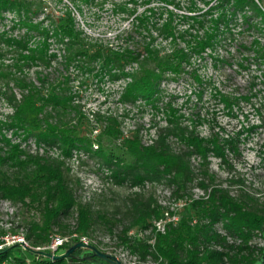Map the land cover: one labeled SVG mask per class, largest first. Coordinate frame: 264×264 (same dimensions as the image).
Returning <instances> with one entry per match:
<instances>
[{
    "label": "rangeland",
    "instance_id": "374dc122",
    "mask_svg": "<svg viewBox=\"0 0 264 264\" xmlns=\"http://www.w3.org/2000/svg\"><path fill=\"white\" fill-rule=\"evenodd\" d=\"M177 1L176 7L168 0H0V157L8 156L12 144L22 150L23 159L38 154L64 160L77 199L90 204L96 212L106 213L108 219L107 222L97 219L86 239L124 264L162 262L151 256L139 261V256L130 253L119 237L121 229L129 223L118 214L119 206L129 194L135 191L152 194L176 215L187 212L183 207L185 201L177 202L171 195L172 188L163 182L145 183L144 187H131L129 181L116 183L105 155L132 161L125 146L128 135L138 134L145 144L151 143L157 128L167 125L175 113L182 123L195 125L200 136L215 138L219 145L228 148L227 140L235 139L240 155L225 150L234 164V174L245 181L248 189L264 190V124L256 109L264 99V92L260 91L264 88L263 19L249 8L250 20L238 13L212 31L215 23L211 15L219 14L217 0H209V5L203 0ZM192 1L197 6L189 10ZM254 2L264 12V0ZM166 6L175 10V23L181 30L191 23L181 13L206 15L204 26L195 23L198 30L190 28L184 38L165 40L153 26L164 23ZM211 6L214 7L209 11ZM67 11L75 16L82 30L80 41L60 38L54 33L65 21ZM142 16L148 17L156 37L153 40L159 48L156 52L147 50L152 40L139 19ZM248 21H258L259 25L249 26ZM204 30L214 32L210 38L213 43L200 51L193 45L190 49L186 41H192L197 31L204 36ZM180 47L190 50V63H184L180 70L167 67L158 70L157 64L169 62L167 54H176ZM81 48L83 52L79 51ZM118 55L127 60L120 63ZM144 67L156 70H143ZM152 73H159L160 77L153 97L147 99L139 92L140 82ZM29 83L43 95L53 89L61 94L62 88H67L73 98L72 106L58 113L47 105L41 114L30 116L31 124L39 126L33 129L18 118L16 108L8 101L11 94L20 100ZM59 120L86 139L85 149L79 147L65 156L58 144L40 139L39 130ZM114 131L118 137L113 136ZM192 160L196 164L198 157ZM208 160L210 169L220 178L230 177L213 151ZM4 162L0 165V249L15 242L24 244L20 254L33 262L36 257L28 254L24 246H30L26 235L31 223L41 218V209L7 195L6 183H16L21 174L7 160ZM192 192L194 197L202 194L197 188ZM62 220L73 226L76 214L73 212ZM166 221L155 222L146 230L134 227L130 235L151 242ZM216 229L225 234L221 223ZM68 239L63 246L80 241L76 235ZM251 244L264 247V237L256 235ZM59 247L50 253L59 254Z\"/></svg>",
    "mask_w": 264,
    "mask_h": 264
},
{
    "label": "trees",
    "instance_id": "16d2710c",
    "mask_svg": "<svg viewBox=\"0 0 264 264\" xmlns=\"http://www.w3.org/2000/svg\"><path fill=\"white\" fill-rule=\"evenodd\" d=\"M203 1L209 5V0ZM168 3L179 6L177 0H168ZM190 6L189 10H193L197 3L192 1ZM217 6L219 14L211 15V21L215 23L212 31L219 29L222 22L227 23L230 17L238 13L246 21L250 20L247 14L249 8L261 15L264 23V12L254 0H217ZM166 7L167 18L164 23L153 26L157 35L165 40H176L180 36L184 38L191 29L198 30L195 23L204 26L206 15L181 13L187 22H191L188 27L181 30L175 23V10ZM213 7H209L208 10L211 11ZM139 19L152 40L147 45L148 52H156L159 48L153 42L156 37L149 26L148 17L142 16ZM248 24L257 26L259 22L248 21ZM59 26L60 28L54 30L56 36L80 41L82 30L77 26L76 18L71 11H67L65 21ZM208 31L211 30H204V36L198 35L197 31L192 41L187 40L190 49L197 48L200 51L204 46L210 47L212 42L210 38L215 34L214 32L209 34ZM176 50V54H167L166 59L169 62L163 60L165 66L157 64L158 70L166 67L180 70L184 63H190V50L182 47ZM79 51L83 52L82 48ZM84 53L88 51L84 50ZM261 56L264 57V52ZM125 59L127 60L122 56L118 61L122 63ZM145 68L147 67L143 70ZM159 77V73H152L141 80L139 92L147 99L153 97L152 93ZM23 89L26 92L20 100L11 94L8 101L16 108L18 118L33 129H39V126L31 124L30 116L41 114L47 105L58 113L66 112L72 106V95L66 92L65 87L62 88L61 94L53 89L46 95H43L33 83H29ZM260 91L264 92V88ZM256 109L264 124V99H261ZM81 117L82 114L78 115L79 122L82 121ZM173 117L174 119L167 125L157 128L156 137L151 143L145 144L138 134L132 133L127 136L125 146L132 161L124 162L117 156L105 155L117 184L129 181L131 187H144L145 183L163 182L172 188L171 195L177 202L185 201L183 207L187 209L186 214L179 215L177 221H166L164 231L156 233L149 242L148 239L131 236L132 228L149 229L155 222L166 220L167 216L176 212L160 204L152 194L132 192L119 206L121 210L118 214L121 213L122 217L129 221L119 234L122 243L130 253L139 256V261L151 256L156 261L162 259L161 264H257L264 247L257 248L251 242L256 235L264 237V190L259 192L248 189L245 181L234 174V164L227 157L225 150L239 156L241 151L236 140L232 138L227 140L230 147L226 148L219 145L215 138L207 139L200 136L196 126L182 123L179 115L173 113ZM76 131L59 120L56 124L48 123L47 128L39 130L37 134L49 144H58L63 155L69 156L74 149L79 147L85 149L86 139L76 134ZM113 136L118 137V133L114 131ZM9 147L8 156L0 157V165L7 160L6 163L14 165L21 176L17 178L16 183H6L7 195L24 204L38 205L41 209V218L31 223L29 233L26 235L30 246H27L25 251L36 257L33 262H28L26 257L21 256L23 246L15 242L0 249V264H111L94 256L85 248L76 249L67 258L57 259L30 250L40 247L50 253V246L56 237L68 238L76 235L80 240L89 236L97 219L103 222H107L108 219L106 213L96 212L90 204L77 199L64 160L38 154L28 155L23 159L22 150L18 145L10 144ZM212 151L220 158V165L230 176L225 180L210 169L208 157ZM195 156L198 157L196 164L192 160ZM194 188L200 189L202 194L194 197L192 192ZM73 212L76 214L75 224L71 226L64 223L62 218ZM219 223L225 234L216 229ZM66 244L67 242L64 243ZM68 247L61 245L60 253Z\"/></svg>",
    "mask_w": 264,
    "mask_h": 264
},
{
    "label": "water",
    "instance_id": "95a60500",
    "mask_svg": "<svg viewBox=\"0 0 264 264\" xmlns=\"http://www.w3.org/2000/svg\"><path fill=\"white\" fill-rule=\"evenodd\" d=\"M21 245H24V244H21ZM24 247L27 248V246H24ZM78 248L88 249L89 251L92 252V254L94 256L100 257L103 260H105L111 264H124L116 256L109 254V253L102 252L96 246H94L90 243L82 242V241H77L74 244H71V246H69L63 253L56 254V255H53V254L46 252L45 250H42L39 248H36V249L30 248V250L34 253L44 255V256H47V257H50L53 259H57L60 257L67 258V257L71 256L74 253V251ZM257 264H264V250H263V254L261 256V259L257 262Z\"/></svg>",
    "mask_w": 264,
    "mask_h": 264
},
{
    "label": "built area",
    "instance_id": "2783aa9c",
    "mask_svg": "<svg viewBox=\"0 0 264 264\" xmlns=\"http://www.w3.org/2000/svg\"><path fill=\"white\" fill-rule=\"evenodd\" d=\"M179 219V217H178V215H176V214H173V215H171V216H167V221L169 220H172V221H177ZM159 222V221H158ZM164 228H165V224L163 225V227H162V230L161 231H164ZM80 241H82V242H85V243H89L88 242V240L86 239V237H82L81 239H80ZM65 242H69V239L68 238H61V237H56L55 239H54V242L52 243V245L50 246V249H55V248H57L58 246H61V245H63Z\"/></svg>",
    "mask_w": 264,
    "mask_h": 264
}]
</instances>
